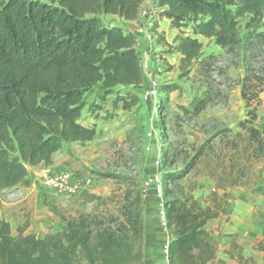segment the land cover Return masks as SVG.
I'll list each match as a JSON object with an SVG mask.
<instances>
[{"label":"trees","instance_id":"trees-1","mask_svg":"<svg viewBox=\"0 0 264 264\" xmlns=\"http://www.w3.org/2000/svg\"><path fill=\"white\" fill-rule=\"evenodd\" d=\"M141 5L142 0H0V192L29 186L28 166L50 165L64 144L96 136L95 125L80 121L85 96L93 87L109 93L118 85L143 83L134 34L106 26L100 18L110 14L135 20ZM156 6L159 18L187 30L173 46L183 68L200 54L199 37L214 38L225 50L238 46L243 18L244 28L264 42V0H157ZM246 87L244 83L241 91L245 117L237 131L218 133L225 141L216 163H204L208 139L181 171L162 177L165 223L172 235L169 264L218 260L206 226L228 214L231 190L257 178L252 168L264 163V136L255 126L260 100ZM117 99L124 109L137 102L133 95ZM207 105L202 98L185 111L198 115ZM167 158L164 151L163 166ZM174 158L168 160L173 163ZM199 165L206 166L205 174L214 181L206 206L191 194L197 183L187 192L178 183ZM65 222L64 230L38 237L27 233L28 217L16 234L9 222L0 220V264H142L141 195L129 185L117 214L94 209L66 217Z\"/></svg>","mask_w":264,"mask_h":264},{"label":"rangeland","instance_id":"rangeland-1","mask_svg":"<svg viewBox=\"0 0 264 264\" xmlns=\"http://www.w3.org/2000/svg\"><path fill=\"white\" fill-rule=\"evenodd\" d=\"M156 4L157 0H142L138 17L131 21L100 15L104 25L134 34L143 83L118 85L109 93L93 87L85 96L80 121L95 125L96 136L64 144L50 165L28 166L29 186L20 184L0 192V220L9 218L13 234L26 217L32 233L41 237L62 230L65 218L78 212L96 209L117 214L129 185L141 195L142 264H169L167 245L172 235L164 217V173L181 171L208 139L209 157L204 163L207 167L216 163L225 141L218 133L237 131V123L245 117L244 83L250 95L256 92L260 100L255 126L264 136V42L256 41L255 34L244 28L247 19L240 20L238 46L225 50L214 38L199 37L200 54L183 68L173 46L187 30L175 29L159 18ZM151 81L156 84L155 95ZM130 95L137 102L124 109L117 97L129 99ZM202 98L208 105L198 115L185 111ZM164 151L168 158L175 156L173 163L167 158L165 166ZM206 166L199 165L178 182L184 192L197 183L191 194L201 206L208 204L214 187L205 174ZM252 171L257 178L231 190L228 214L206 226L216 245L218 260L213 264H264V163L254 164ZM62 178L64 190L59 192Z\"/></svg>","mask_w":264,"mask_h":264},{"label":"built area","instance_id":"built-area-1","mask_svg":"<svg viewBox=\"0 0 264 264\" xmlns=\"http://www.w3.org/2000/svg\"><path fill=\"white\" fill-rule=\"evenodd\" d=\"M151 83H152L151 84V91H152V94L155 95V93H156V84H155L154 81H151ZM64 182H65V179L62 178L61 181H60V183L58 184V190H59V192L62 191V190H64L63 189Z\"/></svg>","mask_w":264,"mask_h":264},{"label":"crops","instance_id":"crops-1","mask_svg":"<svg viewBox=\"0 0 264 264\" xmlns=\"http://www.w3.org/2000/svg\"><path fill=\"white\" fill-rule=\"evenodd\" d=\"M113 16H115V15H113ZM165 21H167L168 22V20L167 19H164ZM128 21V20H127ZM5 221H7V222H9V218H5L4 219ZM64 225H63V229L62 230H64L65 229V227H66V224H65V222L63 223ZM36 228H38V226H36ZM37 230V229H36ZM35 232V231H34ZM27 233H32V231H31V227H28L27 228ZM36 236H38L37 234H36ZM41 237H43V236H41Z\"/></svg>","mask_w":264,"mask_h":264}]
</instances>
